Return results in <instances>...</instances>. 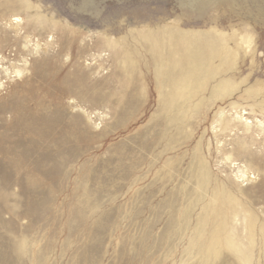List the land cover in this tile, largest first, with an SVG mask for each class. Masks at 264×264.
<instances>
[{
  "label": "rangeland",
  "instance_id": "rangeland-1",
  "mask_svg": "<svg viewBox=\"0 0 264 264\" xmlns=\"http://www.w3.org/2000/svg\"><path fill=\"white\" fill-rule=\"evenodd\" d=\"M215 30L237 88L175 115L158 55ZM263 234L264 0H0V264H264Z\"/></svg>",
  "mask_w": 264,
  "mask_h": 264
},
{
  "label": "bare ground",
  "instance_id": "bare-ground-1",
  "mask_svg": "<svg viewBox=\"0 0 264 264\" xmlns=\"http://www.w3.org/2000/svg\"><path fill=\"white\" fill-rule=\"evenodd\" d=\"M213 41L209 38L199 47L186 45L184 41L180 43L181 56L177 51V60H169L172 53L171 47L165 54L158 55L157 74L160 79H164V84L157 79L158 93L161 89H166L168 93L167 107L175 115L185 116L191 108L195 98H199L206 90H210L208 99H222L236 90L237 85L233 77L228 74L235 69L238 57V49L230 48L224 34L215 30ZM180 59V61H178ZM178 61V62H177ZM218 77V81L210 86V81ZM165 86V87H164ZM261 91V86L256 85L248 89L246 94L251 95ZM203 97L194 106H199ZM169 104V105H168ZM198 104V105H197ZM187 106V108H186ZM198 176L203 180L207 178L204 165L198 166ZM198 177V178H199ZM216 195L213 200L216 201ZM254 224H249L250 229L254 230ZM261 231L263 229L261 228ZM220 237L216 235L212 240L218 245ZM264 242V234H263ZM219 243L223 244L221 240ZM230 248H233L231 245ZM236 250V249H235ZM209 253L215 251V246L209 247ZM237 251V250H236ZM216 255V254H215ZM214 255V256H215ZM244 255V254H243ZM248 262V257L244 258Z\"/></svg>",
  "mask_w": 264,
  "mask_h": 264
},
{
  "label": "water",
  "instance_id": "water-1",
  "mask_svg": "<svg viewBox=\"0 0 264 264\" xmlns=\"http://www.w3.org/2000/svg\"><path fill=\"white\" fill-rule=\"evenodd\" d=\"M90 7L93 8V4L92 3H90Z\"/></svg>",
  "mask_w": 264,
  "mask_h": 264
}]
</instances>
